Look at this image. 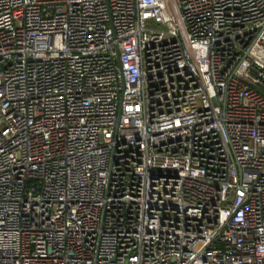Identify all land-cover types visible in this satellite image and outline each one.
I'll list each match as a JSON object with an SVG mask.
<instances>
[{"label":"built area","instance_id":"obj_1","mask_svg":"<svg viewBox=\"0 0 264 264\" xmlns=\"http://www.w3.org/2000/svg\"><path fill=\"white\" fill-rule=\"evenodd\" d=\"M0 264H264V0H0Z\"/></svg>","mask_w":264,"mask_h":264}]
</instances>
